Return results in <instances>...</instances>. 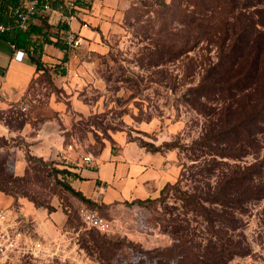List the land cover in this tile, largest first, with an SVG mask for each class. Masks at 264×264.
Here are the masks:
<instances>
[{"label": "rangeland", "instance_id": "obj_1", "mask_svg": "<svg viewBox=\"0 0 264 264\" xmlns=\"http://www.w3.org/2000/svg\"><path fill=\"white\" fill-rule=\"evenodd\" d=\"M202 14L203 8L192 0H105L92 16L79 20L81 28L86 24V35H79L82 43L73 51L72 65L63 66L61 74L62 64L55 63L50 73L45 71L31 83L35 86L30 97L21 98L29 105L26 112L19 111L20 101L0 110V120L13 131L0 136V173L7 176H1L5 180L0 178V189L20 208L28 203L47 207L59 196L68 201L52 162L31 156L21 135L14 133L24 123L35 126L44 119L64 118L59 126L75 150L97 158L105 148L117 153L130 146L154 155L153 163L160 162L164 171L152 186L153 196L129 199L111 211L90 207L109 222V234L87 229L74 211L66 246L49 264H168L176 252L156 257L155 250L187 240L204 254L207 247L228 238L247 255L225 264H264V192L244 203L243 211L224 208L235 218L228 231L214 215L223 209L204 201L224 179L248 173L251 167L260 172L255 184L262 187L264 147L258 150L241 141L232 129L241 118L220 111L228 100L191 94L206 69L217 62L214 39L203 35L194 41L193 29L204 25L199 21ZM192 18L199 24L191 30ZM63 31L59 26L47 30L54 48L63 45ZM221 131L219 143L211 140L202 148L192 144ZM18 152L27 167L14 177ZM1 193L0 206L10 200Z\"/></svg>", "mask_w": 264, "mask_h": 264}, {"label": "trees", "instance_id": "obj_2", "mask_svg": "<svg viewBox=\"0 0 264 264\" xmlns=\"http://www.w3.org/2000/svg\"><path fill=\"white\" fill-rule=\"evenodd\" d=\"M15 1L0 0V20L5 17L6 7L14 4ZM192 2L195 6H201L204 13L202 18H199L200 23L204 24L203 28L198 25L193 29V25L199 24L197 18L188 21L189 26L192 23L190 27L191 30L193 29L194 41L203 35L206 39H214L218 54L217 62L206 69L199 84L191 89V94L194 98L199 96L206 98L216 94L217 101L228 100L221 104L220 111L241 118L236 126H232V129L238 131L245 146L256 147L259 150L264 147V128L261 126L264 125V0H192ZM204 17H207V20ZM211 20H213L212 25H210ZM52 27L42 22L39 26H32L27 31L14 30L0 37L16 48L24 50L26 57L36 66V69L41 70L40 57L43 46L50 43V37L46 32ZM221 135H224V131L202 137L192 144L200 148L209 147L207 143L211 140L215 141L214 143L222 141ZM254 135H259L263 140L258 142ZM169 147L183 149L177 144H169ZM213 152L223 155L221 151L213 150ZM111 153L115 152L111 151ZM52 165L54 174L60 180L61 191L70 193L81 202L93 207L89 200L79 192H75L66 183V179L69 176L74 177L75 174L67 168H58L53 163ZM1 176L7 177L4 171H1L0 178ZM260 177V172L251 167L248 173H239L224 179L215 193L204 198V201L209 204L218 205L223 209L221 213L214 215L225 225L226 231L232 230L230 227H233L235 218L231 217V213H226L224 208L243 211L244 203L253 199L259 191L264 192V185L259 187L255 184V180ZM58 198L67 215V227L72 228L73 211L70 210L65 198L60 196ZM187 199H191L190 201L196 205L192 198L187 197ZM207 220L211 223L208 218ZM224 234L226 236L225 232ZM188 243L184 240L170 248L155 250L156 257L167 256L175 251V258L171 259L174 264H225L234 256L247 255L245 250L233 245L229 238L224 243H219L217 247H207L204 254L199 253ZM187 244L189 246H186ZM172 257L174 256H170ZM172 263L169 261L168 264ZM159 264H165V262Z\"/></svg>", "mask_w": 264, "mask_h": 264}, {"label": "crops", "instance_id": "obj_3", "mask_svg": "<svg viewBox=\"0 0 264 264\" xmlns=\"http://www.w3.org/2000/svg\"><path fill=\"white\" fill-rule=\"evenodd\" d=\"M104 2L105 0H94L88 3V9L83 10L84 14L81 18L74 20L77 23L72 21L73 23L71 22L66 28H70L78 37L80 34L86 35V31L78 23L79 20L84 21L86 17L92 16L99 8V4ZM54 45L51 38L50 43L43 46L40 57L42 69L37 70L28 57L20 62L13 60L11 44L0 37V110L21 102V98H29L35 86L32 87L31 83L45 71L50 73V68L55 63L62 64L60 67L62 70L59 72L61 74L64 73L63 66L72 65L76 58L74 50H68L64 45L59 46L60 49L54 48ZM12 69L14 72L10 73ZM59 121L65 122V119H44L37 121L35 126L24 123L14 133L21 135L31 156L43 161H51L56 167L67 168L75 174L76 177L69 176L66 183L93 205L111 211L112 208L118 207L129 199L141 200L149 195L153 196L152 186L156 187L155 184L158 185L161 177L159 176L160 162L153 163L157 161L154 155L136 151L130 146H125L114 154L111 153L110 148H105L97 158L93 157L95 164L91 166L81 164L77 160L78 151L74 148L72 152H69V158L64 159L65 156L62 157L61 154L65 152L66 146L71 141H66L64 134L66 130L60 128ZM12 133L13 131L0 120V136H11ZM17 154L13 164V174L21 176L27 164L22 152ZM161 174H164L163 170ZM1 194L10 200L9 202L5 200L0 209L8 206L16 207L38 237L53 248H58L61 253L63 252L69 227H67V215L59 200L55 203L50 202L49 208L35 207L31 203L24 204L20 208L19 205L14 204V198ZM65 194L69 208L73 212L83 206L90 208L88 204L81 202L70 193Z\"/></svg>", "mask_w": 264, "mask_h": 264}, {"label": "built area", "instance_id": "obj_4", "mask_svg": "<svg viewBox=\"0 0 264 264\" xmlns=\"http://www.w3.org/2000/svg\"><path fill=\"white\" fill-rule=\"evenodd\" d=\"M94 0H16L6 7V14L0 20V36L7 35L14 30L27 31L32 26H39L42 22L53 27L64 28L63 45L68 50H76L81 46V39L66 28L76 19L81 18L87 4ZM52 17H56L53 20ZM82 27H86L83 23ZM12 59L22 61L26 53L22 49L11 45ZM29 105L19 102L20 112H26ZM74 150L71 141L61 156L69 158V152ZM77 160L84 165H94V158L81 150L77 152ZM82 224L87 229L96 230L102 234H109V222L101 217L95 209L80 207L77 210ZM19 210L11 206L0 209V264H49L53 257H57L58 248H53L45 240L38 237L28 226Z\"/></svg>", "mask_w": 264, "mask_h": 264}]
</instances>
